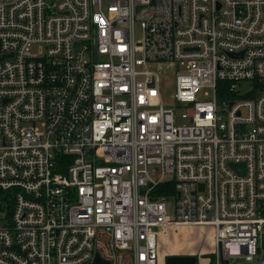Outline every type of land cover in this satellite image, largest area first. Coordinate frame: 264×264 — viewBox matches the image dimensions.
Here are the masks:
<instances>
[{"label": "built area", "instance_id": "2783aa9c", "mask_svg": "<svg viewBox=\"0 0 264 264\" xmlns=\"http://www.w3.org/2000/svg\"><path fill=\"white\" fill-rule=\"evenodd\" d=\"M182 226L264 264V0H0V264H160Z\"/></svg>", "mask_w": 264, "mask_h": 264}, {"label": "rangeland", "instance_id": "374dc122", "mask_svg": "<svg viewBox=\"0 0 264 264\" xmlns=\"http://www.w3.org/2000/svg\"><path fill=\"white\" fill-rule=\"evenodd\" d=\"M136 34H140L139 25H136ZM155 65V64H154ZM153 65V66H154ZM162 71H166V65H160ZM182 70V68H180ZM164 100L170 101L173 93V84L169 82L167 77ZM171 78L174 79V73H171ZM250 84L246 81L241 82L238 86L239 93H245L249 90ZM212 98V90L203 88L198 99L207 100ZM176 114L181 115L186 110L183 106H177ZM160 246V264H165V257L168 255H183L194 253L197 257L195 264H212L213 254L211 253L210 229L204 226H182L176 230H169L167 236H163L159 240ZM189 254V255H191ZM262 259V255L259 256ZM242 259H236L234 262H241Z\"/></svg>", "mask_w": 264, "mask_h": 264}, {"label": "water", "instance_id": "95a60500", "mask_svg": "<svg viewBox=\"0 0 264 264\" xmlns=\"http://www.w3.org/2000/svg\"><path fill=\"white\" fill-rule=\"evenodd\" d=\"M243 164L232 163L231 167L234 168L237 172L242 173L240 167ZM197 262V257L195 255H168L165 257V264H195Z\"/></svg>", "mask_w": 264, "mask_h": 264}, {"label": "trees", "instance_id": "16d2710c", "mask_svg": "<svg viewBox=\"0 0 264 264\" xmlns=\"http://www.w3.org/2000/svg\"><path fill=\"white\" fill-rule=\"evenodd\" d=\"M166 185H170V183H167ZM157 192V191H156Z\"/></svg>", "mask_w": 264, "mask_h": 264}]
</instances>
